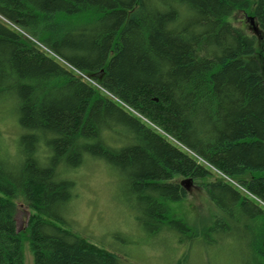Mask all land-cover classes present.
I'll use <instances>...</instances> for the list:
<instances>
[{"label": "trees", "instance_id": "1", "mask_svg": "<svg viewBox=\"0 0 264 264\" xmlns=\"http://www.w3.org/2000/svg\"><path fill=\"white\" fill-rule=\"evenodd\" d=\"M2 109L21 134L12 147L0 131V264H24L25 240L35 264H130L133 251L53 220L94 158L122 174L151 236L135 246L171 237L190 244L176 264L195 244L205 264H264V0H0ZM108 118L133 144L110 137ZM195 181L216 208L200 221L172 206ZM16 198L31 209L23 228ZM214 247L237 256L213 261Z\"/></svg>", "mask_w": 264, "mask_h": 264}, {"label": "rangeland", "instance_id": "2", "mask_svg": "<svg viewBox=\"0 0 264 264\" xmlns=\"http://www.w3.org/2000/svg\"><path fill=\"white\" fill-rule=\"evenodd\" d=\"M232 21H235L237 25L243 26L247 31L254 32L253 24L246 13L239 12ZM46 50L52 53L50 50ZM90 82L103 90L97 81ZM9 106L12 108L11 102ZM6 110L2 109L0 114V131L6 143L13 147L14 142H17L21 134V130L19 123L12 117L13 115H10V112ZM129 111L147 121L137 110L129 108ZM106 122L107 126L113 130L110 133V137L121 140L124 144L123 146L133 144L134 140L129 137L130 135H127V128L117 124L111 118H108ZM190 152L196 155L194 152ZM197 159L203 162L200 158ZM77 173L79 176L76 185L77 201L76 203L72 201L67 204L64 211V223L53 218L55 222L61 223L62 226L69 227L79 235L87 237L96 245H106L117 250H119L118 247H123L126 253L133 251L135 254L134 258L128 254L124 255L130 264H176L180 257L186 256L190 244L189 247L188 245L175 244L171 237H168L171 242L168 241V238L162 237L159 240H154L155 242L151 244H147L146 248L138 247L137 244L135 246L134 243H131L136 240H147L151 236L137 224L134 218L135 214L131 208L134 200L128 196L124 180L121 179L122 174L117 168L109 163L107 164L101 158H94V160H89L87 164L79 168ZM221 175L225 177L223 174ZM227 177L233 184L244 190L237 181L229 176ZM186 189L188 191L185 200L174 202L172 205L177 215H186L191 220L200 221L209 212H216V208L211 202L206 189L201 185V181L187 184ZM127 198L132 201L127 200ZM15 202L18 206L15 214L17 226L23 228L27 224L31 209L23 198H16ZM134 226L138 229L136 233L132 232ZM237 228L239 230L243 229L242 225H239V227L237 225ZM236 233L238 234L239 232L236 231ZM23 252L24 264H35L29 240L24 241ZM208 252L209 250L204 249L203 245L195 244L190 251L189 264H205ZM213 253V261L234 260L229 257L230 253L232 257L237 256L232 251L225 255L224 252L217 248L213 250Z\"/></svg>", "mask_w": 264, "mask_h": 264}, {"label": "built area", "instance_id": "3", "mask_svg": "<svg viewBox=\"0 0 264 264\" xmlns=\"http://www.w3.org/2000/svg\"><path fill=\"white\" fill-rule=\"evenodd\" d=\"M15 27H17L16 25H14ZM18 29H20L19 27H17ZM21 30V29H20ZM22 31V30H21ZM75 70L77 71V72H79L81 75H83L87 80H89V81H94V80H92L89 76H87V75H85L84 73H82V72H80L79 70H77L76 68H75ZM146 119V118H145ZM147 120V119H146ZM147 121H149V120H147ZM199 157V156H198ZM200 158V160H202V161H204L201 157H199ZM217 170V169H216ZM219 173H221V174H223V175H225L223 172H221V171H219V170H217ZM227 177V176H226ZM228 178V177H227ZM245 191H246V189L245 188H243ZM249 193V192H248ZM250 194V193H249Z\"/></svg>", "mask_w": 264, "mask_h": 264}, {"label": "water", "instance_id": "4", "mask_svg": "<svg viewBox=\"0 0 264 264\" xmlns=\"http://www.w3.org/2000/svg\"><path fill=\"white\" fill-rule=\"evenodd\" d=\"M251 19V23L253 24L254 23V18L251 16L249 17Z\"/></svg>", "mask_w": 264, "mask_h": 264}, {"label": "bare ground", "instance_id": "5", "mask_svg": "<svg viewBox=\"0 0 264 264\" xmlns=\"http://www.w3.org/2000/svg\"><path fill=\"white\" fill-rule=\"evenodd\" d=\"M147 119V118H146ZM148 120V119H147Z\"/></svg>", "mask_w": 264, "mask_h": 264}]
</instances>
